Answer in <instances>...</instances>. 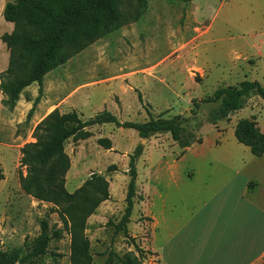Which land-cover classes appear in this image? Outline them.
Masks as SVG:
<instances>
[{
  "label": "rangeland",
  "instance_id": "374dc122",
  "mask_svg": "<svg viewBox=\"0 0 264 264\" xmlns=\"http://www.w3.org/2000/svg\"><path fill=\"white\" fill-rule=\"evenodd\" d=\"M13 1L0 0V77L10 57L1 37L14 29L3 12ZM196 1L147 0L148 9L139 21L97 41L50 72L43 80L42 93L38 83L32 84L11 109L3 104L0 92V166L5 177L0 181V251L22 249L26 255L46 221L51 232L61 229L63 237L53 240L48 253L35 264H71V236L54 206L25 194L20 185L21 174L27 173L20 163L21 150L35 142L36 126L55 110L76 112L84 120L108 110L122 121L133 122L189 113L184 126L201 141L211 143L206 145L208 152L216 147L217 151L236 153L247 163L245 170L253 183L264 185V156H254L235 136L238 122L251 117L264 133V99L250 97L243 109L216 124L208 120L215 104L199 108L193 104V100L214 95L220 87L244 81L264 86V0ZM201 3L202 18L197 8ZM90 131L89 139L66 143L71 159L66 188L75 192L93 173L110 181L111 199L87 223L94 264H107L110 250L119 257L128 252L138 255L135 245L149 259L150 251L144 247L150 245L151 235L150 218L144 216L149 210L147 203H200L202 164L192 155L182 161L180 167L196 166L198 175L192 187H178L164 166L152 170L160 152L152 145L157 141L164 144L172 137L170 133L142 139L137 131L113 124L94 126ZM101 138H109L112 149L102 147ZM139 145L150 150L148 157L137 160L138 193L131 223L127 233H116L113 224L121 220L126 208L130 156ZM176 145L174 154L181 155L183 148ZM167 147L164 149L170 150ZM111 165L118 170L109 172ZM217 174L216 169L205 172L206 177ZM143 238L147 239L142 242Z\"/></svg>",
  "mask_w": 264,
  "mask_h": 264
},
{
  "label": "trees",
  "instance_id": "16d2710c",
  "mask_svg": "<svg viewBox=\"0 0 264 264\" xmlns=\"http://www.w3.org/2000/svg\"><path fill=\"white\" fill-rule=\"evenodd\" d=\"M147 9V0L8 2L3 17L14 24V29L1 37L10 52L8 68L0 77L3 104L13 109L24 90L34 83L41 86L42 93L43 80L50 72L97 41L139 21ZM252 96L264 99V86L257 81H244L237 86L220 87L214 95L193 100V104L196 108L201 104H215L208 114V120L216 124L243 109ZM106 124L135 130L142 139L170 133L183 149L201 142L195 133L184 126V121L179 122V116L133 122L122 121L112 112L104 110L84 120L76 112L61 113L55 110L43 119L34 130L35 142L26 144L21 150L20 163L27 173L21 174L20 185L25 194L54 206L64 229L71 236V264H94L86 234L87 223L100 206L111 199V193L110 181L99 173H93L75 192L67 190L66 176L71 169V159L66 152V143L69 140H87L92 136L91 128ZM235 136L254 156H264V133L255 117L241 119L235 128ZM98 142L107 150L113 147L109 138H101ZM143 152L144 147L139 145L130 156L126 208L121 220L113 224L116 233L128 232L138 193L137 160ZM117 170L116 165L108 168L109 172ZM4 178L0 166V181ZM62 237L61 229L51 232L45 221L40 235L26 255L22 254V249L0 251V264H35L48 253L52 241ZM135 248L138 255L128 252L122 257L110 250L107 264H142L146 256L139 246L135 245Z\"/></svg>",
  "mask_w": 264,
  "mask_h": 264
},
{
  "label": "crops",
  "instance_id": "0c3cea01",
  "mask_svg": "<svg viewBox=\"0 0 264 264\" xmlns=\"http://www.w3.org/2000/svg\"><path fill=\"white\" fill-rule=\"evenodd\" d=\"M197 8L202 18V3ZM163 143L152 145L160 151L152 170L164 166L178 187H192L198 168L180 167L192 155L202 164V194L196 193L201 202L147 203L144 216L150 218L151 235L150 245L143 246L150 258L142 264H264V185L253 183L245 170L247 163L236 153L216 147L208 152L206 145L211 143L205 140L183 149L181 155L174 154L177 145L172 137ZM149 150L145 148L141 157H148ZM210 169L218 174L206 177Z\"/></svg>",
  "mask_w": 264,
  "mask_h": 264
},
{
  "label": "water",
  "instance_id": "95a60500",
  "mask_svg": "<svg viewBox=\"0 0 264 264\" xmlns=\"http://www.w3.org/2000/svg\"><path fill=\"white\" fill-rule=\"evenodd\" d=\"M190 117H191V115L189 113H185L183 116L179 117V122H183Z\"/></svg>",
  "mask_w": 264,
  "mask_h": 264
}]
</instances>
